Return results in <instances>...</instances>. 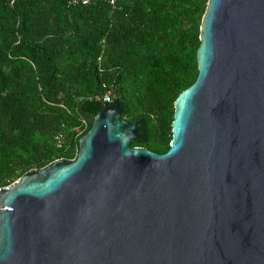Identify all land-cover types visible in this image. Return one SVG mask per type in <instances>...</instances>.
<instances>
[{
  "label": "water",
  "instance_id": "95a60500",
  "mask_svg": "<svg viewBox=\"0 0 264 264\" xmlns=\"http://www.w3.org/2000/svg\"><path fill=\"white\" fill-rule=\"evenodd\" d=\"M168 149L101 104L75 158L0 193V264H264V0H207Z\"/></svg>",
  "mask_w": 264,
  "mask_h": 264
},
{
  "label": "trees",
  "instance_id": "16d2710c",
  "mask_svg": "<svg viewBox=\"0 0 264 264\" xmlns=\"http://www.w3.org/2000/svg\"><path fill=\"white\" fill-rule=\"evenodd\" d=\"M68 1L0 0V186L73 160L106 93L140 120L131 147L166 152L196 78L207 0Z\"/></svg>",
  "mask_w": 264,
  "mask_h": 264
},
{
  "label": "built area",
  "instance_id": "2783aa9c",
  "mask_svg": "<svg viewBox=\"0 0 264 264\" xmlns=\"http://www.w3.org/2000/svg\"><path fill=\"white\" fill-rule=\"evenodd\" d=\"M92 0H69L68 4L70 6H84L88 3H90ZM106 1L107 4L109 6H113L115 0H103ZM98 60V59H97ZM98 100V98H96ZM102 104H107L110 103L112 101V97L109 93H106L105 95L102 96L101 100ZM58 143V142H57ZM19 179L14 180L12 182H8L5 185L0 186V193L3 191H7L11 186H13L14 184H16L18 182Z\"/></svg>",
  "mask_w": 264,
  "mask_h": 264
}]
</instances>
